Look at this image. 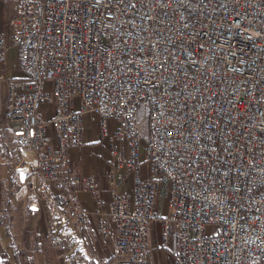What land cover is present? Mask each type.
<instances>
[{"label":"built area","instance_id":"2783aa9c","mask_svg":"<svg viewBox=\"0 0 264 264\" xmlns=\"http://www.w3.org/2000/svg\"><path fill=\"white\" fill-rule=\"evenodd\" d=\"M1 1L0 167L45 206L50 244L80 251L92 214L100 248L115 242L102 264H149L155 222L176 264H264V0ZM86 115L109 141L106 186L70 166Z\"/></svg>","mask_w":264,"mask_h":264},{"label":"crops","instance_id":"0c3cea01","mask_svg":"<svg viewBox=\"0 0 264 264\" xmlns=\"http://www.w3.org/2000/svg\"><path fill=\"white\" fill-rule=\"evenodd\" d=\"M10 12L11 8L9 10L0 0V33L9 32ZM14 48L16 47L10 50ZM7 62L8 58L4 64L7 76H22L19 69L9 67ZM1 94L5 95V88L2 89ZM3 112L4 107H1L0 127L5 124ZM88 127L92 131L90 138L87 134ZM97 139L109 146V141L101 138L98 127L93 126L91 122L89 126L85 125L83 146L80 149L70 150L69 161L75 173L96 176L106 186L104 178L110 168V154L106 152L107 158L104 162H92L93 155L96 154ZM9 175V165H2L0 167V264H102L101 259L114 251V240L105 250L100 248L98 221L92 214L87 216L83 226L85 246L80 251L69 254L54 248L49 242V218L45 206L40 201L33 202L29 199L24 189L11 191ZM81 198L92 211L94 204L89 194L82 193ZM167 213L168 211L163 214ZM161 236V224L153 223L150 227L149 264H176V258L169 250L159 248ZM74 256L77 257L76 260L72 259Z\"/></svg>","mask_w":264,"mask_h":264},{"label":"rangeland","instance_id":"374dc122","mask_svg":"<svg viewBox=\"0 0 264 264\" xmlns=\"http://www.w3.org/2000/svg\"><path fill=\"white\" fill-rule=\"evenodd\" d=\"M18 59H19V49L14 48V49L10 50L7 65L11 68L16 67L15 69H19L20 64H18ZM47 84L49 87L50 83L48 82ZM84 123L86 126H89L90 122H89V118L87 115L84 118ZM98 123H99V121H96V123H94L93 126L98 127ZM143 129L146 130V127H143ZM87 134L89 135V138H90L92 131L89 127L87 130ZM98 139L96 141V146H97L96 147V154L93 155V161H92L93 163L104 162L105 159L107 158L106 152H108L107 151L108 144L101 142V141H98ZM84 163L85 162L83 161L82 164H84ZM139 171H140L141 178L143 180L147 179L150 176L149 165L147 162V154H146V151L143 147L141 148V164L139 167ZM166 189H167L166 185H163L160 188L159 195H158V208L163 213H166L168 211V198L166 195ZM216 230H217V228H216ZM210 231H211V225L208 226V234H210Z\"/></svg>","mask_w":264,"mask_h":264}]
</instances>
